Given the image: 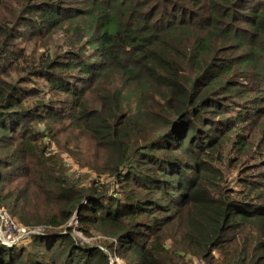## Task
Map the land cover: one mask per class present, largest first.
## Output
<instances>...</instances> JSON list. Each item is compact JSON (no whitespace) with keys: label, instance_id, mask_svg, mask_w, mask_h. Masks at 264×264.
<instances>
[{"label":"trees","instance_id":"trees-1","mask_svg":"<svg viewBox=\"0 0 264 264\" xmlns=\"http://www.w3.org/2000/svg\"><path fill=\"white\" fill-rule=\"evenodd\" d=\"M0 205V264H264V0H0Z\"/></svg>","mask_w":264,"mask_h":264},{"label":"rangeland","instance_id":"rangeland-1","mask_svg":"<svg viewBox=\"0 0 264 264\" xmlns=\"http://www.w3.org/2000/svg\"><path fill=\"white\" fill-rule=\"evenodd\" d=\"M244 25V24H242ZM56 38H60V36H57ZM60 41L61 38H60ZM33 47L32 43L29 46V49ZM39 50V49H38ZM83 146L86 147V142H82ZM54 147H56L54 145ZM61 157L63 158V163L64 165L68 168V171L73 175L74 177L78 178L81 177L82 179L84 178L87 182L91 180L92 177L97 178L100 183L103 184H110V187L113 188V183H112V176L108 175L107 173H100L98 174L96 171H94L91 167H89L85 161H83V164L79 163L74 159L69 152L67 151H62L61 152ZM73 221V220H71ZM74 222V221H73ZM74 224V223H73ZM72 235L80 243H88V244H97L102 248L104 247L103 240L107 239L108 241H111L110 238H104V236L100 234H93L91 236H86L83 235L80 231L77 229L72 230ZM110 264H125V262L118 257L115 253H110ZM181 264H206V262L196 256H193L191 254H184V259Z\"/></svg>","mask_w":264,"mask_h":264},{"label":"built area","instance_id":"built-area-1","mask_svg":"<svg viewBox=\"0 0 264 264\" xmlns=\"http://www.w3.org/2000/svg\"><path fill=\"white\" fill-rule=\"evenodd\" d=\"M34 229L20 224L6 207L0 205V240L5 243L18 242Z\"/></svg>","mask_w":264,"mask_h":264}]
</instances>
